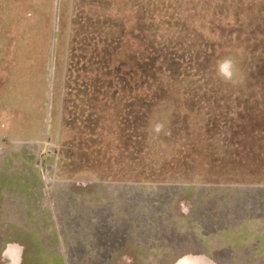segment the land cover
<instances>
[{"label": "rangeland", "instance_id": "374dc122", "mask_svg": "<svg viewBox=\"0 0 264 264\" xmlns=\"http://www.w3.org/2000/svg\"><path fill=\"white\" fill-rule=\"evenodd\" d=\"M106 56L111 76L98 65ZM228 56L237 74L226 82L215 66ZM9 143L0 163L31 153L25 173L43 178L49 215L38 231L5 225L4 192L22 191L0 171V264H19L7 261L10 245L24 249L22 264L42 254L85 264L73 256L82 215L67 220L54 183L139 185L155 192L157 215L170 206L179 231L188 197L204 191L240 204L242 217L261 214L264 0H0V150ZM242 223L218 234L239 253L226 264L254 248L257 223Z\"/></svg>", "mask_w": 264, "mask_h": 264}, {"label": "crops", "instance_id": "0c3cea01", "mask_svg": "<svg viewBox=\"0 0 264 264\" xmlns=\"http://www.w3.org/2000/svg\"><path fill=\"white\" fill-rule=\"evenodd\" d=\"M9 144L0 150V154L4 151L7 155V152L11 151L8 149L12 147V143ZM35 144L38 147L37 151H41V144ZM13 150L12 164L7 166L5 161L0 163V171L4 174L11 172V178H3L4 185L9 183L13 190L20 188L19 191L22 192L16 193L12 190L4 192L5 214L9 216L5 218V225L16 224L23 226L26 230L38 231L41 230L37 228L38 225L46 224L47 226L44 220L49 215V200L47 201L43 194V178H36V172L31 174L34 178H27L24 168L31 162V153L25 154L21 148ZM35 163L36 166L39 164L36 160ZM2 176L3 174L0 173V178ZM73 182L76 183V181ZM64 184L59 183L58 186L54 183L52 185V201L54 192H57L59 203L63 204V211L68 215L67 220H70V217L74 220L77 214L82 215L81 223L77 228H73L79 232L73 246L78 242L83 252L79 254L73 248V256L82 258L85 264H225L230 261L226 258L227 256L239 255V253L222 241L218 234L229 231V229H240L242 222L244 226L247 223H257L251 234L255 245L252 249L244 248L238 258L252 263L254 259L250 257H256L257 264H264V208H261V214L256 212L254 215L242 217L243 211L240 204L236 207L227 197L204 191L203 194L188 197L191 199V202L188 199L191 210L185 214L186 219H184L185 221L188 219V226L184 224L181 228L184 230L179 231L172 226L174 224L172 222L176 223V221L172 219L170 206H166L167 214L165 212L157 215L156 195L149 189L131 183L97 182L92 186L83 184L77 190V186L72 181H66ZM59 191L62 193L60 194ZM28 193H34V199L33 196H29L32 194ZM220 202L226 206H222ZM16 214L21 216L19 220L13 217ZM29 214H34L36 218L28 219ZM40 216H45V218ZM97 216H100V225L96 224L95 217ZM157 220L161 224L159 229ZM73 225H75L74 222ZM5 248H7L9 263L12 262L11 257L17 256L19 264L23 263L24 249L17 248L16 245ZM183 249L187 251H182ZM37 259V264H47L46 262L53 264L51 262H54L51 257L49 260L44 258L43 254L41 258L37 255ZM61 261L63 262L62 258Z\"/></svg>", "mask_w": 264, "mask_h": 264}, {"label": "clouds", "instance_id": "9594fccd", "mask_svg": "<svg viewBox=\"0 0 264 264\" xmlns=\"http://www.w3.org/2000/svg\"><path fill=\"white\" fill-rule=\"evenodd\" d=\"M215 67L218 75L226 82L233 80L237 74L236 63L231 56L219 60Z\"/></svg>", "mask_w": 264, "mask_h": 264}, {"label": "trees", "instance_id": "16d2710c", "mask_svg": "<svg viewBox=\"0 0 264 264\" xmlns=\"http://www.w3.org/2000/svg\"><path fill=\"white\" fill-rule=\"evenodd\" d=\"M115 40L116 39H109V40H107L108 41V43H109V45H108V47H111V44H115L116 42H115ZM114 46V45H113ZM112 46V47H113ZM95 60V59H94ZM96 61V60H95ZM100 61V60H99ZM90 64V67H91V64L93 63L92 62V60L89 62ZM103 63V66H104V69H105V71L106 72H109L108 73V75L109 76H111V74H113V73H115L114 72V68H113V65H112V63H111V59L110 58H108V56H106V60H104L103 62L101 61V63L100 62H98V65H100V64H102ZM94 64H97V62H95ZM121 76H122V74H121ZM120 76V77H121ZM99 79H101L98 75L96 76V78H95V81H93V83H97L98 82V80ZM97 80V81H96ZM103 80V79H102ZM87 84V83H86ZM87 86V85H86ZM96 94V93H95ZM222 206L224 205V207L226 206V204H224V203H222L221 204ZM226 264V263H225ZM237 264H251V263H247L243 258H239V260H238V263Z\"/></svg>", "mask_w": 264, "mask_h": 264}]
</instances>
